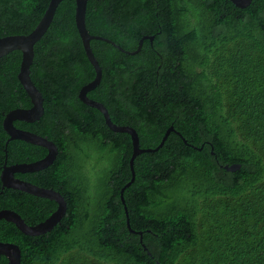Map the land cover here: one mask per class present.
<instances>
[{
  "label": "trees",
  "instance_id": "obj_1",
  "mask_svg": "<svg viewBox=\"0 0 264 264\" xmlns=\"http://www.w3.org/2000/svg\"><path fill=\"white\" fill-rule=\"evenodd\" d=\"M51 0H0V39L29 35ZM75 0H64L35 45L31 77L44 116L19 129L52 141L55 163L18 178L60 192L63 220L29 237L0 221V242L22 251V264H264V0L246 9L231 0H88L86 25L102 69L88 98L118 126L135 129L144 153L79 98L96 77L76 26ZM22 53L0 59V211L35 226L57 204L3 188L6 165L43 159L47 150L9 141L5 116L29 109L18 74ZM240 165L236 172L225 166ZM131 232L128 228V221ZM139 233H142L140 235ZM149 253L151 255H149ZM0 264H8L0 256Z\"/></svg>",
  "mask_w": 264,
  "mask_h": 264
},
{
  "label": "water",
  "instance_id": "obj_2",
  "mask_svg": "<svg viewBox=\"0 0 264 264\" xmlns=\"http://www.w3.org/2000/svg\"><path fill=\"white\" fill-rule=\"evenodd\" d=\"M63 1L64 0H51L43 18L41 19L37 27L33 30V32L29 35H13L0 39V59L14 51H20L22 53V61L20 66V72L18 74V80L20 81L22 87L24 88L32 103V107L29 109H16L9 112L5 116L3 128L9 136L8 142L23 141L25 143L42 147L47 150V155L43 159L38 161L15 164L10 166H8L6 163V165L3 167L1 174V182L3 188L18 190L34 197L50 200L57 204V210L52 213L51 216L45 221L35 226L28 225L24 221V219L15 211H0V221L4 220L6 222L14 224L21 233L29 237L40 236L52 231L63 220L67 213L68 207L65 198L60 192L55 191L53 189L40 187L17 178V175L19 174L24 175L38 173L40 171L48 169L55 163L59 151L57 146L47 138H44L29 131L19 129L15 126L16 121L35 123L44 116V97L41 91L36 87L34 81L32 80L31 67L34 63L35 58V45L43 38V36L50 28L57 12V9ZM252 1L253 0H231V2L237 8L240 9L248 8L252 4ZM75 2L76 26L79 31L86 56L96 71L95 79L82 88L79 94V98L85 105L97 109L104 116L108 127L113 132L126 133L130 136L132 141L133 154L130 160L132 179L126 186H124L121 191V200L128 217V209L125 204L124 192L135 181L136 174L134 171V163L136 158L144 153H155L160 150L164 146L169 135L172 132L176 131L173 126L170 127L167 130L166 135L164 136L161 144L157 148L143 149L141 148L140 138L135 129L128 126H118L112 121L108 109L102 103L88 98V93L96 89L101 83L102 79V69L93 53L91 41L103 40L107 43L113 44L124 53L136 54L141 50L145 39H150L152 41L154 40V37H145L143 40H141L139 48L136 52L125 51L108 39L91 35L86 25L88 0H75ZM224 168L228 172H236L241 169V166L234 164L231 166L226 165ZM127 224L129 230L131 232H134L131 229L129 218ZM139 234L142 235V233ZM149 255L151 254L149 253ZM0 256L6 257L8 260V264H22V251L20 247L14 243L0 242Z\"/></svg>",
  "mask_w": 264,
  "mask_h": 264
},
{
  "label": "flooded vegetation",
  "instance_id": "obj_3",
  "mask_svg": "<svg viewBox=\"0 0 264 264\" xmlns=\"http://www.w3.org/2000/svg\"><path fill=\"white\" fill-rule=\"evenodd\" d=\"M29 174H25V176L27 177ZM18 178V177H17ZM20 179V178H19ZM23 180V179H22ZM24 181V180H23ZM27 182V181H26Z\"/></svg>",
  "mask_w": 264,
  "mask_h": 264
}]
</instances>
